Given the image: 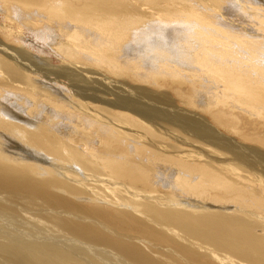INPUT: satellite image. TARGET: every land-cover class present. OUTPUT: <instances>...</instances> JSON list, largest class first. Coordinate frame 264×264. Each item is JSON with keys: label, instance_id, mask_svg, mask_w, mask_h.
I'll return each mask as SVG.
<instances>
[{"label": "bare ground", "instance_id": "6f19581e", "mask_svg": "<svg viewBox=\"0 0 264 264\" xmlns=\"http://www.w3.org/2000/svg\"><path fill=\"white\" fill-rule=\"evenodd\" d=\"M0 264H264V0H0Z\"/></svg>", "mask_w": 264, "mask_h": 264}, {"label": "rangeland", "instance_id": "374dc122", "mask_svg": "<svg viewBox=\"0 0 264 264\" xmlns=\"http://www.w3.org/2000/svg\"><path fill=\"white\" fill-rule=\"evenodd\" d=\"M48 34H49V36L50 35L51 36L49 37L50 39L49 38L47 39V42H50V41L52 42V38H53L52 34H53V32H51V34L50 33H48ZM28 44H32V43L30 41H28ZM147 54H149V53H147Z\"/></svg>", "mask_w": 264, "mask_h": 264}]
</instances>
